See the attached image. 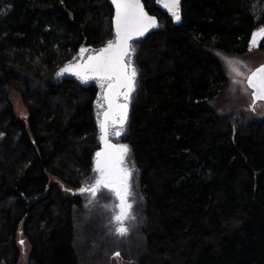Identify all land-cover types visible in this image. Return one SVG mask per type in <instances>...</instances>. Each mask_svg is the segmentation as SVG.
I'll return each instance as SVG.
<instances>
[{"label":"trees","instance_id":"16d2710c","mask_svg":"<svg viewBox=\"0 0 264 264\" xmlns=\"http://www.w3.org/2000/svg\"><path fill=\"white\" fill-rule=\"evenodd\" d=\"M143 3L159 26L131 42L136 87L110 137L134 171L136 219L119 237L106 189L93 201L59 185L93 182L101 87L57 73L114 40L112 8L0 0V264L21 263V240L25 264H264V115L229 101L223 63L264 52L250 45L264 0H183L177 26Z\"/></svg>","mask_w":264,"mask_h":264},{"label":"snow or ice","instance_id":"6c2138e0","mask_svg":"<svg viewBox=\"0 0 264 264\" xmlns=\"http://www.w3.org/2000/svg\"><path fill=\"white\" fill-rule=\"evenodd\" d=\"M162 3L171 16L179 22L181 19V0H157ZM115 7L114 28L115 39L109 40L99 52L83 58L88 50L80 49L81 61L69 63L62 67L58 76L69 73L83 83L95 80L104 90L102 99L107 107L99 120V139L103 148L95 153L96 175L93 182L81 193H88L94 201L97 195L106 189L115 199L112 205V221L115 224V234L119 237L129 233L128 223L136 219L135 197L133 192L134 171L128 165L130 148L127 144H115L110 137L121 136L128 122L131 94L135 91L137 69L133 62L135 50L131 45L134 38L143 36L152 28L159 26L155 17L145 11L142 0H111ZM257 37L264 40V27L254 31L250 45H257ZM231 71L237 75L242 73L237 64L241 63L226 58ZM248 85L253 89L254 100H264V66L257 67L247 77ZM98 106L104 108L98 101ZM253 110H255L253 106ZM21 245L24 241H20ZM117 252L116 256L119 257Z\"/></svg>","mask_w":264,"mask_h":264},{"label":"rangeland","instance_id":"374dc122","mask_svg":"<svg viewBox=\"0 0 264 264\" xmlns=\"http://www.w3.org/2000/svg\"><path fill=\"white\" fill-rule=\"evenodd\" d=\"M90 53H92L91 50L88 51V53L84 54L83 58H84V56H85V58H87V54L89 55ZM226 58L241 62V63L236 65V67H238L239 71L242 73L241 75H237L235 72L231 71V66L227 63ZM81 59H82L81 56H79V58L71 61V63H73L77 60H81ZM223 63H224V68H225V73H226V79L228 82V86H227L228 90H227L226 96L229 99V101H231V100H232L231 102L236 101L238 106H240L242 109L248 111L249 114L252 115L253 117L263 116L264 115V103L256 104L254 106L255 110H253V108H251V95H250L251 92L245 84V79H246V76L248 75V73L253 68H255L256 66H258L261 63H264V52L253 50L251 53H249L248 56H240V57L239 56H233V55H226L223 57ZM62 67H64V65L59 67V71ZM99 96H100L99 103L104 105V102L102 99L103 89L100 90ZM12 103H13V109H14L17 117H19V118L25 117L26 118V115H27L26 109L23 106L21 99L18 96V94H16V93L13 94ZM97 107H98V104H97ZM103 110H104V108L98 107L99 119L101 118ZM113 136L116 137L115 135H113ZM94 168H95V159H94ZM59 185L63 191H65L69 194H81V191H80L81 188H77V189L69 188V187L67 188V186H65V184H63L62 182H60ZM28 251H29V248L25 242L24 246L22 248V254L20 257V262H21L20 264H25ZM111 263L112 264H122L121 260L118 259L117 257L113 258L111 260Z\"/></svg>","mask_w":264,"mask_h":264},{"label":"water","instance_id":"95a60500","mask_svg":"<svg viewBox=\"0 0 264 264\" xmlns=\"http://www.w3.org/2000/svg\"><path fill=\"white\" fill-rule=\"evenodd\" d=\"M107 1V3L110 5V7L112 8V11H113V14H112V19H111V24H112V31H113V33H114V39H115V28H114V23H113V21H114V17H115V7H114V5L111 3V0H106ZM154 1V7L156 8V9H158L161 13H163V14H165L167 17H168V19H170L171 20V22H172V24L173 25H175V26H177V25H180L181 24V22H182V3H183V0H181V9H180V14H181V19H180V21L179 22H177L172 16H171V14L168 12V10L163 6V4L162 3H158L157 2V0H153ZM142 3H143V0H142ZM143 5H144V3H143ZM144 8H145V6H144ZM145 11L148 13V15L149 16H153V17H155L156 19H157V17L156 16H154V15H152V14H150L149 12H148V10L145 8ZM157 21H158V19H157ZM157 28V27H156ZM156 28H152V29H150L148 32H146L143 36H141V37H139V38H134L133 40H136V39H140V38H142V37H144L145 35H147L148 33H150V32H152L153 30H155ZM132 40V41H133ZM131 41V42H132ZM130 42V43H131ZM255 47H256V45H255ZM96 52H99V50L98 51H93L92 53H96ZM92 53H90V54H92ZM87 56H88V54H87ZM84 58H85V56H84ZM86 59V58H85ZM81 60H77V61H75V62H73V63H77V62H80ZM65 65H67V64H65ZM64 65V66H65ZM260 66H264V63H261V64H259L258 66H256L255 68H253L251 71H253V70H255L257 67H260ZM251 71L248 73V75L246 76V79H245V84H246V86H247V88L250 90V92H251V108H253V106H255L257 103H264V100H254L253 99V96H252V93H253V89L248 85V82H247V77L251 74ZM66 75H70V76H72V77H76V76H74V75H71V74H69V73H65ZM103 93H104V90H103ZM104 102V101H103ZM104 109H106V107H107V105H106V103L104 102ZM104 111V110H103ZM103 111H102V113H103ZM100 119H103V115H101V118ZM99 119V120H100ZM112 142V141H111ZM113 143V142H112ZM100 147H101V149L103 148V144L102 143H100Z\"/></svg>","mask_w":264,"mask_h":264},{"label":"flooded vegetation","instance_id":"af4514ba","mask_svg":"<svg viewBox=\"0 0 264 264\" xmlns=\"http://www.w3.org/2000/svg\"><path fill=\"white\" fill-rule=\"evenodd\" d=\"M255 46V44H253Z\"/></svg>","mask_w":264,"mask_h":264}]
</instances>
